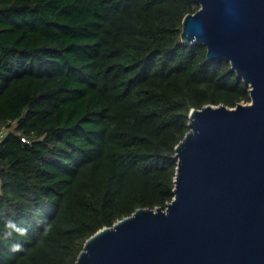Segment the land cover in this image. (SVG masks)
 I'll return each instance as SVG.
<instances>
[{"label": "trees", "instance_id": "1", "mask_svg": "<svg viewBox=\"0 0 264 264\" xmlns=\"http://www.w3.org/2000/svg\"><path fill=\"white\" fill-rule=\"evenodd\" d=\"M198 9L0 0V264H75L98 230L164 210L191 109L251 102L229 62L181 41Z\"/></svg>", "mask_w": 264, "mask_h": 264}, {"label": "water", "instance_id": "2", "mask_svg": "<svg viewBox=\"0 0 264 264\" xmlns=\"http://www.w3.org/2000/svg\"><path fill=\"white\" fill-rule=\"evenodd\" d=\"M181 41L229 62L251 102L191 109L173 199L84 243L75 264H264V0H194Z\"/></svg>", "mask_w": 264, "mask_h": 264}, {"label": "built area", "instance_id": "3", "mask_svg": "<svg viewBox=\"0 0 264 264\" xmlns=\"http://www.w3.org/2000/svg\"><path fill=\"white\" fill-rule=\"evenodd\" d=\"M4 134H5V130L2 129V130L0 131V140L4 137ZM21 141H22L23 143H25V140H24V139H22Z\"/></svg>", "mask_w": 264, "mask_h": 264}, {"label": "rangeland", "instance_id": "4", "mask_svg": "<svg viewBox=\"0 0 264 264\" xmlns=\"http://www.w3.org/2000/svg\"><path fill=\"white\" fill-rule=\"evenodd\" d=\"M247 104H249V103H247ZM247 104H241V105H247Z\"/></svg>", "mask_w": 264, "mask_h": 264}, {"label": "clouds", "instance_id": "5", "mask_svg": "<svg viewBox=\"0 0 264 264\" xmlns=\"http://www.w3.org/2000/svg\"><path fill=\"white\" fill-rule=\"evenodd\" d=\"M17 247H19V245H17Z\"/></svg>", "mask_w": 264, "mask_h": 264}]
</instances>
